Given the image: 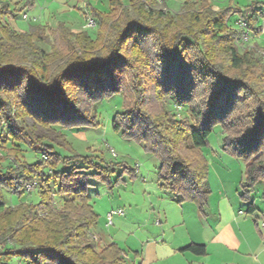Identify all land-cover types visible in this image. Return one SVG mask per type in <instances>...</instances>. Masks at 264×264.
Instances as JSON below:
<instances>
[{
	"label": "trees",
	"instance_id": "16d2710c",
	"mask_svg": "<svg viewBox=\"0 0 264 264\" xmlns=\"http://www.w3.org/2000/svg\"><path fill=\"white\" fill-rule=\"evenodd\" d=\"M108 5L107 11L89 5L94 34L71 31L61 22L49 32L37 26L16 31L8 19L30 3L0 0V144L16 147L7 150L14 158L0 169V256L6 260L0 264H12L15 257L26 264H124L118 244L97 249L91 237L98 215L87 194L88 177L106 178L114 164L55 149L66 145L56 127L93 125L95 105L114 94L124 101L114 127L157 154L161 187L200 213L209 196L201 148L216 125L237 126L235 133L225 132L224 147L245 161L239 196L247 213L256 209L250 195L258 181L264 183V49L237 46L241 30L230 29L227 20L242 11L215 10L208 0H185L177 13L158 0H108ZM248 11L252 15L241 18L257 35L261 30L254 24L261 14L252 8L243 12ZM52 36L49 50L39 45ZM147 82L161 98L187 106L189 115L178 119L167 108L152 114L146 108ZM21 146L45 158L18 160ZM32 181L39 187L37 203H4L3 189L20 198ZM183 250L206 252L196 243Z\"/></svg>",
	"mask_w": 264,
	"mask_h": 264
},
{
	"label": "rangeland",
	"instance_id": "374dc122",
	"mask_svg": "<svg viewBox=\"0 0 264 264\" xmlns=\"http://www.w3.org/2000/svg\"><path fill=\"white\" fill-rule=\"evenodd\" d=\"M8 1L14 4L18 3L19 6L30 3V6L19 15L8 19L16 31L29 30L31 27L37 26L49 32L55 30L57 24L61 22L70 30L72 26H80L77 28L78 31L88 30L94 34L96 25L93 28L84 27L87 21L86 16H91L89 5L101 11L109 8L108 0ZM162 1L166 4L167 10L177 13L181 12V5L185 0H158V2ZM208 3L212 8L215 5L220 10L239 9L242 11L241 15L232 13L228 18L227 25L232 30L239 29L236 23L237 19L241 16L245 18L252 15L250 11L243 12L248 8H252L253 11L261 14L254 24L255 28L260 29V25L264 21V0H208ZM254 41L264 49V30L257 35L250 31L249 44ZM52 42H54L53 36L49 43H39V45L45 50H49ZM158 68L161 75L163 70ZM158 79L159 82H162L163 78L160 79L159 77ZM170 82H172L171 79ZM155 86L151 82H147L146 108L152 114H159L167 108L178 119H183L189 115L187 106L181 105L174 99L165 100L161 98V94L157 93ZM81 102L82 106L87 105L85 99ZM122 111H124V101L121 94L102 98L92 111L93 125H77L68 129L56 127L65 135L66 145H56L55 149L63 156H88L94 164L105 162L114 164L111 166L112 171L107 174L108 177L99 178L95 175L88 177L87 194L90 197L94 212L98 215L91 231L97 236L94 240L97 249L110 243H116L125 253L124 264H139L140 258L136 260V253L141 255L145 251L151 252L152 246L155 245L152 240L160 241L163 239L161 237L163 229H167L164 225L165 218L168 217V221L174 222L183 213L187 217V207L193 206V203L179 202V197L173 196L165 188H162L158 176L160 167L158 155L146 150L143 142L126 137L123 133V127L117 129L114 127L115 117ZM237 129V126L229 125L223 130L221 126L216 125L208 134L207 144L201 148V152L206 159L208 168L206 182L209 194H216L222 188L224 195L231 199L235 206L236 214L251 218L252 214L246 211L247 202L239 196L242 191L241 181L243 180L245 161L224 147L225 132L235 133ZM12 148L16 147L11 143L5 146L0 144V156L5 157V161L0 162V169L13 160V154L7 151ZM19 149H22L21 153L15 155L18 160L35 162L44 156L34 150L25 151L26 147L23 146ZM89 172L93 174L97 171L90 169ZM101 174L105 175L102 172ZM263 190L264 183L258 181L250 195V202L256 207V213L259 215L261 212L258 211L264 210ZM2 193L4 203L7 206L15 205L20 201L37 203L40 200L39 187L32 189L30 193L24 192L20 198L6 189H3ZM54 198L55 205L60 206L61 199L58 194H55ZM119 209L122 210V214L114 213L109 222L107 213L116 212ZM157 220H160L161 223L157 224ZM180 230L184 232V228L178 226L173 230L171 227L165 230V240L170 243L173 238L179 236ZM1 250L3 247L0 244ZM20 260L15 257L9 263L26 264L25 260ZM1 261L5 262L6 260L0 256ZM150 261V264H168V262L155 261L154 258H151ZM226 261H233V250L228 252Z\"/></svg>",
	"mask_w": 264,
	"mask_h": 264
},
{
	"label": "crops",
	"instance_id": "0c3cea01",
	"mask_svg": "<svg viewBox=\"0 0 264 264\" xmlns=\"http://www.w3.org/2000/svg\"><path fill=\"white\" fill-rule=\"evenodd\" d=\"M213 9L216 10L217 7L214 5ZM79 27L72 26L71 30L78 32ZM254 44L261 48L256 41L251 43ZM189 207L187 217L183 213L174 222L168 221V217L164 220L167 229L171 227L173 230L178 226L184 228V232L180 230L179 236L169 243L165 240L167 229L164 228L161 235L163 239L152 240L155 245L152 246L151 252L145 251L141 255L136 253V260L140 258L139 264H148V261L150 264L151 258L168 264H264V234L259 231L256 224L259 216L256 209L251 218L239 216L222 188L216 194H209L203 213L198 211L195 204ZM258 212L262 213L264 210ZM156 223L161 222L157 220ZM191 243L205 245V254L197 255L183 250ZM230 250H233V261L227 262L226 256Z\"/></svg>",
	"mask_w": 264,
	"mask_h": 264
},
{
	"label": "built area",
	"instance_id": "2783aa9c",
	"mask_svg": "<svg viewBox=\"0 0 264 264\" xmlns=\"http://www.w3.org/2000/svg\"><path fill=\"white\" fill-rule=\"evenodd\" d=\"M86 23H85V28H93L95 26V22L93 20V18L91 16H86ZM237 25L239 27L238 30H241V32L238 34V37L236 39V44L240 49H243L245 47L251 46V44H249V40H250V29L247 27L245 21L241 18L237 19ZM260 30H264V21L262 22V24L260 25ZM111 152L114 154L113 150H111ZM43 158H45V156H43ZM35 186V181L29 182L24 186V192H30ZM114 213H118V214H122V210H117L115 211H111L109 213H107V219L110 222V218ZM241 213V212H240ZM256 223H257V227L259 229V231L264 234V212H262L256 219ZM91 237L96 240V236L94 234L91 235Z\"/></svg>",
	"mask_w": 264,
	"mask_h": 264
}]
</instances>
